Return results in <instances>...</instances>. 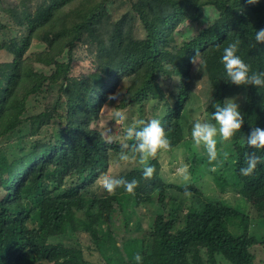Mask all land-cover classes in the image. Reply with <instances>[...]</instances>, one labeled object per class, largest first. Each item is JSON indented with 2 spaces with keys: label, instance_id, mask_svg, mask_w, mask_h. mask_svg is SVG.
I'll return each mask as SVG.
<instances>
[{
  "label": "trees",
  "instance_id": "16d2710c",
  "mask_svg": "<svg viewBox=\"0 0 264 264\" xmlns=\"http://www.w3.org/2000/svg\"><path fill=\"white\" fill-rule=\"evenodd\" d=\"M106 1L37 0L33 11L25 13V30L0 41V51L11 56L9 61L0 63V143L21 135L30 96L38 94L44 84L61 83L53 108L41 112L35 119L40 128L50 130L49 137L28 142L20 136L15 147L8 143L9 148L0 149V264H98L87 261L80 247L64 242V238L75 234L87 235L105 264H136L137 253L143 257L142 264H217V258L227 264H256L252 248L264 246V237L250 235L248 217L239 208L221 200L202 199L199 206L188 209L182 226L178 227L180 212L171 205L173 199L168 190L173 187L198 198L202 196L198 181L174 186L159 178L151 180L150 191L156 192L159 209L148 244L144 239H132L124 241L121 247L115 245V238L104 226L116 213L126 217L128 203L139 199L142 167L135 165L119 174L117 179L135 178L137 186L131 193L122 187L109 193V208L101 217L93 218L101 212L97 203H105L100 199L108 192L98 189L93 197L84 198L77 190L96 176L106 175L108 148L133 155V140L128 147L117 140L106 147L108 143L101 132L92 128L100 105L112 98L115 87L123 81V73L144 68V76L135 80L136 95L132 98L140 106L148 100L153 104L161 102L157 114L150 115L149 120L160 119L169 140L166 149L173 151L180 145L183 134L176 124H169V118H180L194 55L203 53L201 64L215 90L214 105L223 103L225 91L235 85L225 81L220 61L222 50L229 42L238 39L237 54L252 70L264 71V42L257 43L254 38L255 30L264 28V0L255 3L249 0H140L139 19L147 37L125 45L119 22L114 24L106 40L101 31ZM207 7L217 15L214 24L205 33L176 47V51H169L176 25L199 18ZM4 27L0 23V29ZM84 39L96 45L99 53L113 52L114 55L106 77L95 83L88 78L69 77L75 48ZM32 41L43 43L45 49L24 58ZM35 65L51 71L46 74ZM164 73L171 76L167 90L162 89L159 81ZM244 104V123L239 131L247 136L254 127L264 128V87L247 85ZM214 105L207 108V113L215 111ZM124 108L130 110V104ZM28 135L33 138L37 134L30 128ZM28 143L30 146L25 148ZM253 151L264 156V148H249L246 140L234 144V152L228 157L231 170L221 177L214 175L212 181L233 188L246 201L257 198L264 204V164H258L248 176L239 173L240 167L247 166L245 154ZM191 162L196 168L195 154ZM149 193L142 191L145 195ZM77 212L83 217H78ZM231 224L238 227L240 234L230 232Z\"/></svg>",
  "mask_w": 264,
  "mask_h": 264
},
{
  "label": "rangeland",
  "instance_id": "374dc122",
  "mask_svg": "<svg viewBox=\"0 0 264 264\" xmlns=\"http://www.w3.org/2000/svg\"><path fill=\"white\" fill-rule=\"evenodd\" d=\"M96 2L100 0H95ZM139 2V4H137ZM37 0H0V23L4 24V28L0 29V41L10 39L20 32L25 30L23 21L26 12L33 11ZM106 11V17L101 24V31L107 39V35L113 28L114 24L121 25L123 32L124 45L128 42L145 40L147 31L139 19V13L142 9L140 0H108L103 3ZM215 11L207 7L200 17L197 19L188 20L187 22L177 24L173 34L172 40L168 46L169 51H176V47H180L182 43L191 40L192 38L205 33L216 20ZM122 50V46H120ZM163 48V47H161ZM45 45L39 41H32L24 58H27L35 53L44 51ZM164 49H166L164 47ZM210 49V46L204 51V54ZM120 50V52H121ZM162 50V49H161ZM203 53L200 51L190 63L189 78L186 101L182 104V112L180 118L170 119L169 124H176L182 132L183 137L180 145L173 151H168L166 148L158 150L154 157H150L148 163L154 167L151 178H145L142 174L139 175V182L141 187L140 196L138 200L132 199L126 207V217L122 213H116L113 218L107 221L104 229L115 238V245L117 247L123 246L124 241L132 239H144L145 243L149 239V234L152 230V223L157 215L159 206L157 205L156 192L150 191V181L159 178L167 185L185 186L198 181L197 186L202 190V196L196 197L195 194H183L175 188L168 190L171 200V205L178 208L180 212V221L178 227L182 226L184 214L189 208L197 207L200 200L207 199L210 201L221 200L227 204L239 208L248 217V228L250 235H255L257 238L264 237V204L257 198L246 199L241 198L236 190L227 186L224 183L212 181L214 175L224 176L231 170L232 163L229 162L228 157L234 152V144L246 140L244 133L239 130L235 135L223 142L217 143V158L209 160L206 150L203 145H195L191 138V126L196 120L206 121L211 118V114L207 113V108L214 105L215 90L207 78L205 70L201 64V57ZM72 67L69 72V77L73 79H91L94 83L99 79L106 77V70L109 68V63L114 59L113 52L99 53L96 45L90 43L88 39H84L79 43L74 51ZM116 57L118 55L116 54ZM11 56L4 51H0V63L9 61ZM35 68L46 74L50 73V69L35 65ZM145 70L142 67L130 73H123V81L117 84L114 89L113 97L119 96L118 101L108 99L104 104L100 105L99 115L93 121L94 129H98L103 137V140L109 144L116 140L120 143L128 144L132 139L126 135L129 127H140L141 120L147 121L151 116L157 114L160 109L161 102L153 104L152 101H144L140 106L135 103L132 96L136 95L137 84L135 80L144 76ZM163 90H167L169 83H171V76L163 74L159 80ZM136 84V85H135ZM61 83L48 86L43 85L42 90L35 95L29 97L26 102V111L23 115V125L21 137H26L25 140H42L49 137L50 130L46 127L40 128L38 122L35 120L37 115L45 110H51L56 102L57 95L60 94ZM126 86V87H125ZM247 85H232L224 93V100L226 98H234L239 105L241 114L244 108L246 98ZM64 99V97H62ZM130 104V110L125 109L124 106ZM121 113L125 116L124 121H117L115 115ZM215 123V121H212ZM31 130L37 134L33 138L28 135ZM20 136L14 135L9 137L8 142L2 140L0 149L9 148V144L13 147L18 145ZM19 138V139H18ZM21 143V142H20ZM30 144H26L28 148ZM18 151V150H16ZM106 175H110L112 179H117L119 174L126 171L127 168L137 165L142 166L136 160L122 161L120 154L108 148L106 151ZM129 155V153H126ZM197 156L198 163L196 168L192 164L193 155ZM129 156H132L131 154ZM7 172L11 173L10 170ZM13 172V171H12ZM105 175L96 176L87 186L79 188L77 193L79 196L86 198L101 190L105 193L107 191L101 189L103 177ZM220 176V177H221ZM149 191V195L142 194V191ZM100 193V192H99ZM98 193V195H99ZM109 193L100 200L106 202L97 203L100 208V213L94 215V219L101 217V213H105L109 208L107 201L109 200ZM93 197V196H91ZM99 199V198H98ZM76 215L83 217L81 212ZM126 219L128 220L126 224ZM125 220V222H124ZM229 230L233 235L240 234V230L234 224L229 226ZM66 244L80 247L83 251L84 258L93 263L105 264L104 260L94 251L90 238L85 234H75L64 238ZM252 252L255 255L256 264H264V246H254ZM217 264H227L221 258H217Z\"/></svg>",
  "mask_w": 264,
  "mask_h": 264
},
{
  "label": "clouds",
  "instance_id": "9594fccd",
  "mask_svg": "<svg viewBox=\"0 0 264 264\" xmlns=\"http://www.w3.org/2000/svg\"><path fill=\"white\" fill-rule=\"evenodd\" d=\"M255 3L257 0H249ZM255 41L264 42V28L255 30ZM240 41L229 42L222 50L220 61L223 65L225 81L235 85H254L257 88L264 87V71L252 70L238 55ZM118 101L119 96L110 98ZM215 111L211 118L206 121L196 120L191 126V138L195 145H203L209 160L217 158V143L227 140L235 135L241 129L244 119L242 117L238 103L234 98H226L223 103L214 105ZM117 121H124L125 116L121 113L115 115ZM212 121H215L213 123ZM140 127L127 129L126 135L134 141L131 146L132 156L121 152L120 160H136L142 166V176L151 178L154 167L148 163L150 157H154L158 150L167 148L169 140L166 136L165 128L161 125L158 118L147 121L141 120ZM246 144L252 149L264 148V128L254 127L247 134ZM246 167H240L239 173L242 176H248L254 172L258 164H264V156L256 154V151L245 154ZM138 181L132 179H112L110 175L103 177L102 186L108 193H113L118 188H123L125 192H133ZM136 264H142L143 257L137 253L134 257Z\"/></svg>",
  "mask_w": 264,
  "mask_h": 264
}]
</instances>
